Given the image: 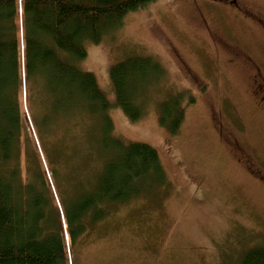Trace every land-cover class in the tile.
Segmentation results:
<instances>
[{
    "label": "rangeland",
    "instance_id": "obj_1",
    "mask_svg": "<svg viewBox=\"0 0 264 264\" xmlns=\"http://www.w3.org/2000/svg\"><path fill=\"white\" fill-rule=\"evenodd\" d=\"M237 2L264 18V0ZM245 19L221 2L158 0L87 46L78 68L94 75L109 103L112 136L154 148L168 185L114 207L74 246L64 234L73 264H238L264 246V112L251 94L264 68L249 70L223 50L241 48L264 63V31ZM130 57H151L164 72L140 95L137 121L117 107L109 78V68ZM177 95L184 113L172 136L158 109ZM27 129L38 148L31 120ZM231 133L254 175L228 146ZM90 155L80 157L81 173L73 170L81 180L92 173Z\"/></svg>",
    "mask_w": 264,
    "mask_h": 264
},
{
    "label": "trees",
    "instance_id": "obj_2",
    "mask_svg": "<svg viewBox=\"0 0 264 264\" xmlns=\"http://www.w3.org/2000/svg\"><path fill=\"white\" fill-rule=\"evenodd\" d=\"M156 1L0 0V264H73L64 234L74 246L114 207L167 187L154 148L112 136L110 105L94 75L78 68L88 45ZM109 70L117 107L140 120V95L163 69L130 57ZM181 99L158 109L172 136ZM85 150L92 173L81 180L73 170L82 172ZM238 264H264V246Z\"/></svg>",
    "mask_w": 264,
    "mask_h": 264
},
{
    "label": "flooded vegetation",
    "instance_id": "obj_3",
    "mask_svg": "<svg viewBox=\"0 0 264 264\" xmlns=\"http://www.w3.org/2000/svg\"><path fill=\"white\" fill-rule=\"evenodd\" d=\"M209 2H221L224 7L227 6L228 8L234 9L235 12L238 14L244 16L246 19V23L251 26H255L257 31L260 29L264 31V18H259V15L261 16L262 13L256 12L254 9H249V7H242L238 4L237 0H207ZM258 16V17H257ZM255 30V29H254ZM231 47V48H230ZM226 45L224 46L223 50L226 53H230L233 55L234 59H239L238 64L243 65L245 68L250 69H261L264 68V63L260 61L258 63V60L253 58L251 55H248L244 51L241 50V48L235 49L236 47ZM252 89L251 94L255 98L256 101V107L262 112H264V80L261 78L259 81V78L256 77L253 79L252 83ZM227 138L228 146L230 149L236 153L239 158L238 161L242 164H245L246 168L249 170L251 174L254 175V163L251 161V156L247 153L246 147L243 143L239 142L234 135L231 133V135H228ZM251 160V161H250ZM256 175V174H255ZM260 180H262V177H259Z\"/></svg>",
    "mask_w": 264,
    "mask_h": 264
}]
</instances>
